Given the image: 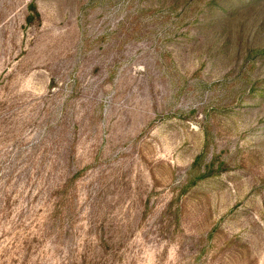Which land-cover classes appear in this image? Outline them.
Masks as SVG:
<instances>
[{
	"label": "rangeland",
	"instance_id": "obj_1",
	"mask_svg": "<svg viewBox=\"0 0 264 264\" xmlns=\"http://www.w3.org/2000/svg\"><path fill=\"white\" fill-rule=\"evenodd\" d=\"M0 264H264V0H0Z\"/></svg>",
	"mask_w": 264,
	"mask_h": 264
}]
</instances>
